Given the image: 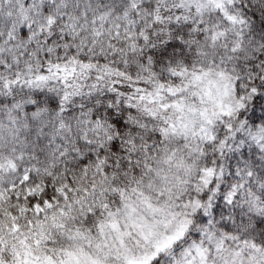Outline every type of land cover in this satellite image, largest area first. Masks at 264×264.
Here are the masks:
<instances>
[{"label":"snow or ice","instance_id":"6c2138e0","mask_svg":"<svg viewBox=\"0 0 264 264\" xmlns=\"http://www.w3.org/2000/svg\"><path fill=\"white\" fill-rule=\"evenodd\" d=\"M0 264H264V0H0Z\"/></svg>","mask_w":264,"mask_h":264}]
</instances>
